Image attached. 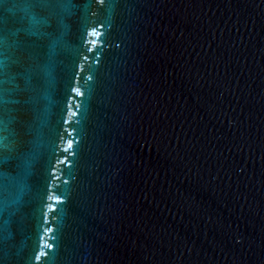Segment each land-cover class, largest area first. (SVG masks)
I'll return each mask as SVG.
<instances>
[{
	"label": "water",
	"instance_id": "water-1",
	"mask_svg": "<svg viewBox=\"0 0 264 264\" xmlns=\"http://www.w3.org/2000/svg\"><path fill=\"white\" fill-rule=\"evenodd\" d=\"M0 264H264V0H0Z\"/></svg>",
	"mask_w": 264,
	"mask_h": 264
},
{
	"label": "snow or ice",
	"instance_id": "snow-or-ice-1",
	"mask_svg": "<svg viewBox=\"0 0 264 264\" xmlns=\"http://www.w3.org/2000/svg\"><path fill=\"white\" fill-rule=\"evenodd\" d=\"M2 137H0V147H2L3 146V144H2Z\"/></svg>",
	"mask_w": 264,
	"mask_h": 264
}]
</instances>
